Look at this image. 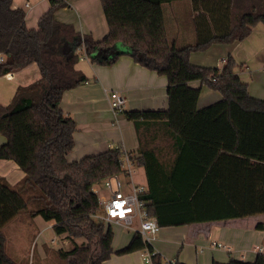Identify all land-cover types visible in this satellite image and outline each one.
Wrapping results in <instances>:
<instances>
[{
    "label": "trees",
    "instance_id": "1",
    "mask_svg": "<svg viewBox=\"0 0 264 264\" xmlns=\"http://www.w3.org/2000/svg\"><path fill=\"white\" fill-rule=\"evenodd\" d=\"M100 1L109 32L96 41L56 20V12L70 0H50L38 29L26 26V12L15 9L13 0H0V77L32 64L41 75L35 83L19 87L9 105H0V134L6 138L0 160L15 162L25 173L17 187L0 177V264H29L5 250L3 229L22 213L54 222L55 234L74 243L71 250L56 251L61 264H103L113 254L143 251L152 254L153 264H181L164 260L139 232L114 251L113 224L98 218L103 210L94 186L124 173L122 149L68 160L77 125L61 103L65 92L89 80L76 69L83 57L111 66L125 55L167 77V110L125 112L138 134L160 123L174 140L176 155L169 169L143 144L137 159L148 179L144 199L160 228L264 216V100L250 95L231 56L222 70L190 61L192 53L214 44L245 40L264 19V5L235 14L236 0H191L197 14L196 40L177 48L168 39L163 12L164 4L177 0ZM118 45L122 52L96 57ZM192 82L220 93L222 100L198 109L201 89L191 87ZM213 264H264V254L254 262Z\"/></svg>",
    "mask_w": 264,
    "mask_h": 264
},
{
    "label": "crops",
    "instance_id": "2",
    "mask_svg": "<svg viewBox=\"0 0 264 264\" xmlns=\"http://www.w3.org/2000/svg\"><path fill=\"white\" fill-rule=\"evenodd\" d=\"M28 1L30 6L26 7L22 0H13V7L26 12V26L29 29H38L40 19L50 10V0ZM258 3L264 5V0H236L234 13H242ZM163 12L168 39L172 44L182 48L195 42L194 19L197 14L193 10L191 0L166 3L163 5ZM55 17L58 22L72 25L76 32L91 35L96 41L104 39L109 32L100 0H70L69 6L57 11ZM213 47L226 48L227 51L237 53L250 62L251 65L246 67L245 71L238 69L236 74L244 83H249L252 97L264 100V19L252 28L251 34L242 42L214 44ZM123 50V47L118 45L112 50L98 52L96 57L110 58ZM225 62L226 59H218L214 66L222 70ZM192 64L201 66L194 62ZM76 69L89 80L65 92L62 98V110L77 125L74 134L75 145L68 155V160L80 161L87 156L120 148L134 157L136 167L143 171L144 180L140 182L135 175L134 179L147 185L148 189L145 169L137 164L142 144L152 149L164 168L169 169L176 155L174 140L166 126L160 123L152 124L150 130L142 128L138 134L137 125L126 117L125 112L167 110L169 107L167 77L148 70L125 55L111 66L93 64L88 58L83 57ZM40 78L37 64L0 77V105H9L19 87L29 86ZM190 86L201 89L198 109L222 100L220 93L210 90L201 82H192ZM112 92H119L124 97L125 107L122 112H115L112 109L110 98ZM5 142L6 138L0 134V146ZM0 177L10 186L17 187L24 179L25 173L15 162L0 160ZM261 224L264 227V216L160 228L150 243L168 262L213 264L227 263L232 259L254 262L259 255L255 251L256 248L264 247V228L257 230V226ZM53 227V222H46L41 217L33 218L27 213L20 214L3 229L7 254L21 262L44 264L50 248L43 242L42 237L49 229L53 230ZM113 227H119L129 234L125 237L122 232L124 239L120 237L117 243H115L117 237L114 236L112 246L114 251H118L128 245L136 231L118 224H113ZM34 238L43 242L36 263L33 257ZM66 242L70 243L69 240ZM212 242L222 243L231 250L213 249ZM8 248L11 249V253ZM146 253L147 251L135 252L124 256L113 254L103 264H146L144 261Z\"/></svg>",
    "mask_w": 264,
    "mask_h": 264
},
{
    "label": "built area",
    "instance_id": "3",
    "mask_svg": "<svg viewBox=\"0 0 264 264\" xmlns=\"http://www.w3.org/2000/svg\"><path fill=\"white\" fill-rule=\"evenodd\" d=\"M26 7L30 6L28 0H22ZM0 62H4V56L0 54ZM111 106L115 112H122L125 107V99L119 92H112ZM121 167L124 173L109 177L103 182L109 194L108 197L99 196V204L103 210L102 219L107 223L123 225L127 229L139 232L143 238L150 242L160 230L157 220L150 214L148 202L144 199L147 194V185L141 184L134 179L135 159L130 153L123 151ZM125 178V179H124ZM138 223V228L133 229ZM153 239V238H152ZM213 249L230 251L226 245L212 242ZM259 254H264V247L255 250ZM152 254L146 253L144 261L146 264L152 263Z\"/></svg>",
    "mask_w": 264,
    "mask_h": 264
},
{
    "label": "rangeland",
    "instance_id": "4",
    "mask_svg": "<svg viewBox=\"0 0 264 264\" xmlns=\"http://www.w3.org/2000/svg\"><path fill=\"white\" fill-rule=\"evenodd\" d=\"M217 45H219V44H217ZM229 56H231L236 63L235 72L238 71V69L240 70L241 68H242L241 70L245 71L246 67L251 65L249 61H247L246 59H243L237 53L234 54L231 51H227L226 48L216 49L213 46L209 47L206 50L192 53L191 57H190V61H191V63L194 62L195 64H197V65L200 64L201 66L206 67V68H215L216 66H214V65H216V63L218 62V59H226V61H227ZM247 85H249L248 82H247ZM248 91H249V86H248ZM249 93H250V91H249ZM134 172H135L134 175L137 177V180H139L140 182H143V180H144V176L142 174L143 171L140 170L138 167H136L134 169ZM94 192L100 198L109 196L107 189L105 188L104 182H100L97 185H95L94 186ZM102 215L103 214L98 216V218L102 219ZM137 228H138V223L135 224L133 229H137ZM113 232H114L115 236L117 237L115 243L118 242V239L120 237H121V239H124L123 235L121 234L122 232L124 233L125 237L129 236V234L127 232H124V230L119 228V227H113ZM42 238H43V242H45L49 246L50 249H53V250L48 249V252H47L48 257H47L46 261H44V264H61V261H59L55 255L56 251L60 250V249H63L64 251H68V250H71L74 246V243L72 241L69 240L70 243L66 242L68 240L67 238H64V239L61 238L60 236L56 235L55 232H53V230H51V229L46 231ZM152 238L153 237L151 236V239ZM52 240H55V242H52ZM81 241L82 240H78V243L81 244ZM43 242L42 241L39 242L37 240V238H34L33 257H34L35 263L37 262V257H39L40 248H41ZM10 245H11V243H10ZM9 252L11 253V249H9ZM39 263H41V262H39ZM36 264H38V263H36Z\"/></svg>",
    "mask_w": 264,
    "mask_h": 264
}]
</instances>
